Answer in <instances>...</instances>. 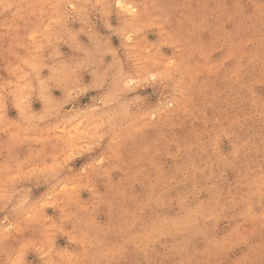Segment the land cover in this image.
Listing matches in <instances>:
<instances>
[{
    "label": "rangeland",
    "instance_id": "obj_1",
    "mask_svg": "<svg viewBox=\"0 0 264 264\" xmlns=\"http://www.w3.org/2000/svg\"><path fill=\"white\" fill-rule=\"evenodd\" d=\"M0 264H264V0H0Z\"/></svg>",
    "mask_w": 264,
    "mask_h": 264
},
{
    "label": "bare ground",
    "instance_id": "obj_2",
    "mask_svg": "<svg viewBox=\"0 0 264 264\" xmlns=\"http://www.w3.org/2000/svg\"><path fill=\"white\" fill-rule=\"evenodd\" d=\"M207 16V15H206ZM202 18V17H201ZM218 18V17H217ZM228 20V19H227ZM193 23V22H192ZM224 23V22H223ZM191 24V23H190ZM200 24V23H199ZM218 25V24H217ZM194 29V28H193ZM224 33V32H223ZM191 35V34H190ZM215 36V35H214ZM216 37V36H215ZM237 44V43H236ZM173 45H174V43H173ZM179 48V47H178ZM210 93V92H209ZM222 94V93H221ZM222 96V95H221ZM224 96V95H223ZM216 100V99H215ZM190 101V100H189ZM217 104V103H216ZM197 108V107H196ZM215 108V107H214ZM189 110H190V108H189ZM192 110V109H191ZM197 111V110H196ZM186 112V111H185ZM185 114V113H184ZM193 114V113H192ZM210 128V127H209ZM214 128V127H213ZM208 133V132H207ZM215 137H216V135H215ZM216 138H219V137H216ZM202 177V176H201Z\"/></svg>",
    "mask_w": 264,
    "mask_h": 264
}]
</instances>
